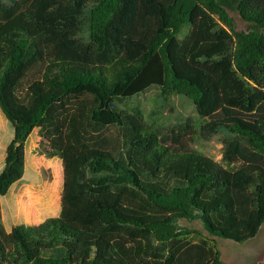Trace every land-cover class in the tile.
Returning a JSON list of instances; mask_svg holds the SVG:
<instances>
[{
	"label": "trees",
	"instance_id": "trees-1",
	"mask_svg": "<svg viewBox=\"0 0 264 264\" xmlns=\"http://www.w3.org/2000/svg\"><path fill=\"white\" fill-rule=\"evenodd\" d=\"M153 86L241 137L248 146L225 154L240 164L155 147L115 105ZM0 108L14 129L0 196L22 178L36 128L65 172L58 217L8 232L0 207V264L7 251L14 264H226L176 223L239 243L264 223V0H0Z\"/></svg>",
	"mask_w": 264,
	"mask_h": 264
},
{
	"label": "rangeland",
	"instance_id": "rangeland-1",
	"mask_svg": "<svg viewBox=\"0 0 264 264\" xmlns=\"http://www.w3.org/2000/svg\"><path fill=\"white\" fill-rule=\"evenodd\" d=\"M20 0H2L6 7H13ZM238 30L246 29V22L239 13L229 9ZM78 36L89 40L84 27ZM24 92V91H23ZM118 109L129 112L140 124L153 132L157 144L172 153L193 151L202 154L215 164L224 167L238 166L240 161L225 157L231 144H248L229 130H211L199 108L188 97L170 93L163 95L161 88L153 86L145 92L127 99H117ZM14 137L12 124L0 108V172L4 168L8 145ZM48 138L40 128L33 130L25 144V171L5 196H0L1 220L8 232L18 226H38L49 218L58 217L61 211L64 165L61 158L49 156ZM264 165V163H263ZM176 230L190 231L187 240L192 243L202 239L216 242L221 261L226 264H264V223L257 235L244 243L211 235L201 220L180 219ZM212 243V242H210ZM155 251L160 254L164 246L155 242ZM3 264H14L11 252L5 253Z\"/></svg>",
	"mask_w": 264,
	"mask_h": 264
}]
</instances>
